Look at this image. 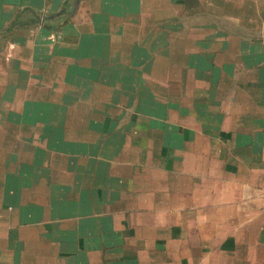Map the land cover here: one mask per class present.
<instances>
[{
    "label": "crops",
    "instance_id": "obj_1",
    "mask_svg": "<svg viewBox=\"0 0 264 264\" xmlns=\"http://www.w3.org/2000/svg\"><path fill=\"white\" fill-rule=\"evenodd\" d=\"M0 264H264V0H0Z\"/></svg>",
    "mask_w": 264,
    "mask_h": 264
}]
</instances>
